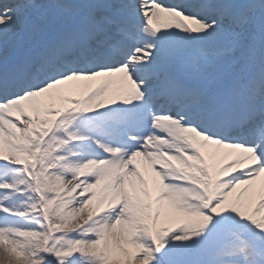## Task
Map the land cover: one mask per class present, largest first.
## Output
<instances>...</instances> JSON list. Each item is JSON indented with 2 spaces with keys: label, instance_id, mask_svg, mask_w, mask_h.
I'll return each instance as SVG.
<instances>
[{
  "label": "snow or ice",
  "instance_id": "6c2138e0",
  "mask_svg": "<svg viewBox=\"0 0 264 264\" xmlns=\"http://www.w3.org/2000/svg\"><path fill=\"white\" fill-rule=\"evenodd\" d=\"M0 264H264V0H0Z\"/></svg>",
  "mask_w": 264,
  "mask_h": 264
}]
</instances>
